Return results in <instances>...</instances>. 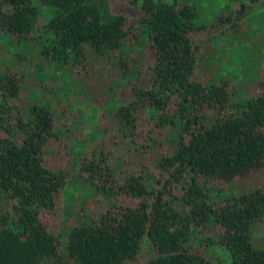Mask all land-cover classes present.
<instances>
[{
    "label": "trees",
    "instance_id": "1",
    "mask_svg": "<svg viewBox=\"0 0 264 264\" xmlns=\"http://www.w3.org/2000/svg\"><path fill=\"white\" fill-rule=\"evenodd\" d=\"M194 6L0 0V264H219L218 247L225 264H264L250 244L264 184L217 190L264 169V79L241 96L198 63L210 37L260 51L247 20L264 0H231L209 23ZM69 75L82 108L114 102L79 148L61 114ZM74 182L85 201L65 225Z\"/></svg>",
    "mask_w": 264,
    "mask_h": 264
},
{
    "label": "rangeland",
    "instance_id": "2",
    "mask_svg": "<svg viewBox=\"0 0 264 264\" xmlns=\"http://www.w3.org/2000/svg\"><path fill=\"white\" fill-rule=\"evenodd\" d=\"M195 3L194 9L198 14V21L202 23H209L214 18L220 14L225 15L227 11L225 6L231 0H181ZM264 20L263 13L261 15H254L247 20L248 28L252 30H260L264 32ZM198 36H203V33H200ZM241 42V41H240ZM235 43V41H234ZM229 45L226 38H208L205 42L202 43L200 57L198 63L201 66L202 78L204 80L213 78H221L224 81L228 82L231 88H237L240 90L241 96L250 95L255 84L264 79V42L260 45V51H257V48L250 47L247 45L245 49L239 48L237 52L233 47ZM65 78V75H63ZM69 80L66 83H62L60 92L69 97H74V99L69 98V102H72L74 106L72 108L64 110L61 113L66 118V125L71 129L70 135L74 137L75 147L79 148L84 143L93 142L98 139L97 128V116L100 112L106 114L109 110V106H112L114 102H109L104 104L101 107L85 105V108H82L81 98L84 96L83 93L74 90L73 88V79L69 75ZM66 79V78H65ZM71 83V84H67ZM25 94L28 93L30 89H25ZM79 98H75V96ZM69 112V113H68ZM80 114L79 120L81 124H78L74 121V116L72 119L68 118L71 115ZM76 128V129H74ZM75 131H72V130ZM84 129V130H82ZM67 131V132H69ZM85 139L83 138V134ZM95 136V137H94ZM66 139V135L64 136ZM94 139V140H93ZM56 152V149L53 150ZM59 154V153H58ZM264 184V169H261L255 173H251L247 177L236 180L232 183H219L217 190L218 193H224L226 191H242L245 190L251 185L260 186ZM85 192L81 190L78 186V183H72L65 186L60 192L59 207L57 212V220L63 224L72 223L71 217L74 215L75 207L84 203L85 201ZM70 207L71 211L68 210ZM250 244L254 248H264V212L262 216L255 220L250 229ZM210 258L213 262L219 264H225L227 262L225 250L218 247L215 250L213 249Z\"/></svg>",
    "mask_w": 264,
    "mask_h": 264
}]
</instances>
